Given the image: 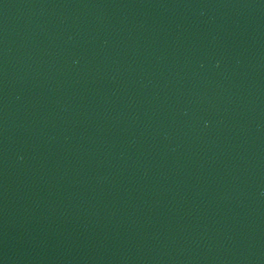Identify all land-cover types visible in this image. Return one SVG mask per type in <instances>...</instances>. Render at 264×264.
<instances>
[{
    "label": "water",
    "instance_id": "95a60500",
    "mask_svg": "<svg viewBox=\"0 0 264 264\" xmlns=\"http://www.w3.org/2000/svg\"><path fill=\"white\" fill-rule=\"evenodd\" d=\"M0 264H264V0H0Z\"/></svg>",
    "mask_w": 264,
    "mask_h": 264
}]
</instances>
